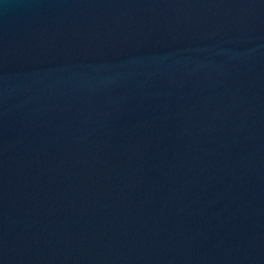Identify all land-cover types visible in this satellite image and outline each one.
I'll use <instances>...</instances> for the list:
<instances>
[{
  "label": "water",
  "instance_id": "obj_1",
  "mask_svg": "<svg viewBox=\"0 0 264 264\" xmlns=\"http://www.w3.org/2000/svg\"><path fill=\"white\" fill-rule=\"evenodd\" d=\"M0 264H264V0H0Z\"/></svg>",
  "mask_w": 264,
  "mask_h": 264
}]
</instances>
